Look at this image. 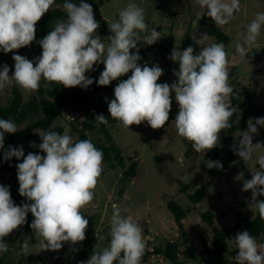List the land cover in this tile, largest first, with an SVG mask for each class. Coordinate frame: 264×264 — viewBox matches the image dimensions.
<instances>
[{
    "label": "clouds",
    "instance_id": "obj_1",
    "mask_svg": "<svg viewBox=\"0 0 264 264\" xmlns=\"http://www.w3.org/2000/svg\"><path fill=\"white\" fill-rule=\"evenodd\" d=\"M54 3L55 0H0V51L7 54L30 46L36 38L37 22ZM196 3L206 9V15L216 27L227 25L241 10L240 0H196ZM62 7L67 19L58 20L39 41L41 55L33 61L14 54L12 75H9V66H3L0 90L15 83L25 91L36 92L42 80L65 88L87 89L94 81L86 72L103 63L104 70L96 81L98 86H108L131 73L117 84L115 98L108 102L111 118L124 128L143 122L154 130L165 127L172 106L170 97L174 93L179 110L173 122L178 135L190 142L196 153H206L220 144V132L232 126L230 120L236 111L231 104L230 60L222 42L204 46L198 53L192 46L184 50L174 48L169 59L179 65L178 70H173L178 81L161 84L158 80L163 69L158 64L151 67L138 64L141 60L138 42L150 46L161 38L156 28L149 32L142 7L130 2L119 12L118 20L108 23L111 35L107 37V45L97 34L100 24L89 3L80 0L77 6L65 0ZM262 29L264 12H257L242 41L235 46L241 60L247 62L246 56ZM139 33H145L142 39ZM95 120L108 123L103 114H97ZM247 125L238 145L234 146L235 153L246 165L253 160L257 149L264 148L261 143L253 144V136L259 134L258 126L264 127V117L249 118ZM18 130L13 121L0 118V149L4 148L5 133L14 134ZM37 133L42 141L39 149L46 155L30 152L25 156L22 146H10L4 152L5 161L23 158L16 165L18 191L28 202L16 205L9 187L0 185V254L9 250L5 237L26 223L29 212L34 217L30 228L40 239V251H57L65 242L75 245L86 239L89 221L82 209L94 200L103 173V152L90 140H74L67 130L63 134ZM30 146L36 147V144L32 142ZM256 163L259 169L251 171V179H244L243 172L235 179L243 181L242 191H251L247 206L264 220V200L258 199L264 196V154L256 157ZM206 166L223 167L219 161L211 160ZM111 207L108 246L97 250V244L94 253L81 264H141L150 237L145 236L131 215H122L127 209L115 203ZM103 239L98 237L99 241ZM229 243L238 249L233 257L236 264H264V243H259L249 231L238 232ZM29 246L30 240L24 239L20 253H27Z\"/></svg>",
    "mask_w": 264,
    "mask_h": 264
},
{
    "label": "rangeland",
    "instance_id": "obj_2",
    "mask_svg": "<svg viewBox=\"0 0 264 264\" xmlns=\"http://www.w3.org/2000/svg\"><path fill=\"white\" fill-rule=\"evenodd\" d=\"M84 2L98 7L102 21L96 20L100 24L97 34L104 39L105 45L108 44L107 37L111 35L108 23L118 20L119 12L128 3L134 2L144 9L148 30L156 28L161 38L150 46L142 41L138 42V48H151L149 52H145L138 64L140 66L147 64L149 67L158 64L163 69V75L158 80L161 84L171 85L178 81L173 70H178L179 65L169 59L171 52H165L169 44L178 48L185 37L191 45L197 43L200 49L216 43L215 39L208 37L207 34L210 22L202 18L206 9L201 8L196 0H101V3L99 0H84ZM240 4L239 13L234 14V18L227 25L217 27L229 38V42L225 44L230 60L229 83L233 88L234 99H238L242 104H248V101L252 100L256 108L264 109V29L252 51L246 56L247 62L241 60L235 51L236 44L242 41L246 28L255 14L264 12V0H240ZM56 22H53L46 35ZM144 35L145 33H139L141 39ZM44 37L35 38L30 46L7 54L0 51V71L4 65H8L9 75L14 73L15 61L12 59L14 54L34 61L42 53L39 41ZM103 70V63L96 64L94 70L86 72V76L94 77L98 81ZM115 81L108 86H112ZM49 85V82L43 80L40 84L44 89ZM14 89L18 90L24 105L32 96L37 95L36 92L25 91L13 83L0 90V106L9 105ZM244 90L248 93H244ZM110 97V93L102 92L95 100L103 101ZM170 98L172 106L169 121L165 127L156 130L146 122L126 129L119 121L111 118L107 106L103 113L108 119L105 129L111 142L126 158V167L130 163L134 165L135 174L129 179L119 168L109 170L103 161V173L95 189L94 200L82 209V214L89 221L84 241L75 245L65 242L57 251H40V239L35 237L30 228L34 219L31 214L30 218L26 217L24 225L5 237L9 250L0 254V264H81L84 259L90 258L97 244H99L97 250L108 246L113 203L127 209L122 215H131L143 228L145 236L150 237L146 250L152 254L155 249L160 252L152 255L143 264H205L207 257L203 245L215 239L214 233L202 220L205 212L213 214L214 225L219 230L231 229L240 221L241 231H244L246 223L254 219L257 212L255 210L252 212L247 206V201L251 199V191H242L243 181H237L235 177L243 172L244 179H251V171L259 169L256 157L264 154V148L257 149L253 160L247 165L237 155L227 168L221 170L213 168L214 174L208 172L206 162L214 160L222 163L225 155L238 145L241 132L247 130L249 118L244 120L245 128L241 129L243 118L241 111L236 108L230 120L232 126L220 132V144L206 153H196L191 143L178 135L173 121L179 108L174 93ZM81 120L69 122L61 115L51 128H62L63 133L67 130L68 134L77 140ZM39 131L35 130L33 134L36 141L41 143L37 133ZM258 133L253 136V144L264 145V127L258 126ZM87 140L95 147L107 145L106 136L97 124L94 125L92 132L87 133ZM13 146H22L25 154L30 150L28 143L23 140L14 142ZM40 155L46 153L41 151ZM13 179L12 172L4 173L0 185L9 187L11 191ZM199 189L206 190L208 195L199 203L193 204L189 198ZM170 201L184 212L180 227L168 210L167 204ZM15 204L20 206L18 203ZM97 236H103L104 239L99 241ZM26 238L30 240L28 252L20 253L21 245ZM167 243L175 245L177 255L175 261L167 259L162 253ZM237 254L238 249L229 244L223 258L228 261L227 264H236L233 257Z\"/></svg>",
    "mask_w": 264,
    "mask_h": 264
},
{
    "label": "trees",
    "instance_id": "obj_3",
    "mask_svg": "<svg viewBox=\"0 0 264 264\" xmlns=\"http://www.w3.org/2000/svg\"><path fill=\"white\" fill-rule=\"evenodd\" d=\"M65 0H55V3L52 5L49 12H47L40 21L36 24V38L44 37L52 26L53 22L64 19L66 17L65 11L62 7ZM77 4L80 3V0H71ZM101 3V0H99ZM94 10V17L97 21L101 22L98 7L92 6ZM204 20H208L210 22L208 28V37L215 39L216 43L222 42L224 45L229 42V38L225 36V34L220 31L215 22L206 15V10L203 13ZM188 46H192L194 48V52H199V45L197 43H193L192 45L188 42L187 37L182 41L180 47L176 48L178 50H184ZM139 55L142 58L145 55V52H149L151 48H138ZM174 47L172 44H169L165 48V52H172ZM135 52L136 50H132ZM131 73H128L126 76H123L115 81L112 86H98L94 77H88L93 79V84H91L87 89H83L79 86L72 88H65L62 85H58L55 83H50L48 88H42L40 86L39 90L36 91L37 95L32 96L30 101L24 105L20 94L17 89L13 90V97L8 106L2 107L0 106V118L9 119L13 121L20 130H18L14 134L5 133V142L4 148L0 149V182L3 178V174L7 172H12L13 179V187L10 191L11 197L14 203H18L23 205L27 203L25 197L20 196L19 194V182L17 178V168L16 165L18 163L23 162V158L17 160L16 158H12L11 160H4V152L16 141H26L30 147L28 153L41 154V150L39 149V142L36 141L33 132L35 130L50 132L55 131L60 134L63 133L62 128H54V121L61 116L62 110L67 108L71 109L75 112L83 111L84 115L79 124L78 137L77 140L87 139V133L92 132L94 130V125L97 124L99 128L103 131L106 136L107 145H98L96 148L100 149L103 152V161L106 163V166L109 170H114L119 168L123 175L129 179L134 177V165L129 164L126 167L127 160L123 156L121 150L111 142L110 137L105 129L106 124H100L95 120V116L97 114H103L108 106V102L114 99V88L117 84L127 79ZM102 92H108L111 94V97L103 100L96 101L95 97L101 94ZM244 93H248L247 90H244ZM231 104L235 108L239 109L242 114V123L241 129H244V120L247 118H262L264 117V109H258L252 104V100L248 101V104H242L238 99H234L233 94L231 96ZM24 125L23 127H20ZM34 142L36 147H31L30 144ZM219 148V147H218ZM27 153V154H28ZM25 154V156L27 155ZM237 154L234 149L228 152L225 157L222 159V169L227 168L232 161L235 160ZM214 161V160H212ZM221 170V169H220ZM210 174H214V169H208ZM185 187V185H182ZM208 193L206 190L199 189L193 195L190 196V201L193 204L199 203L202 199L206 198ZM260 200H264V196L258 197ZM168 210L173 215L175 219V223L178 227H180V221L184 218V212L172 201L167 204ZM31 217V213L27 214V218ZM213 214L211 212H205L202 215L203 222L209 227V229L214 233L215 239L212 240L209 244L203 245V250L206 254L205 264H227L228 261L223 258L225 253L228 251L229 247V239L235 237V235L242 230L241 222L238 221L237 224L231 229L219 230L215 227L213 222ZM245 230L249 231L250 235L257 238L259 243H264V220L259 218V214L254 219L246 223ZM108 244L110 242V237L108 236ZM156 249L153 250V254L145 251V254L142 258L141 264L145 263L148 258H150L154 254H158ZM167 259H171L175 261L177 259L175 245L171 243H167L166 249L162 252ZM87 259H84L83 262H86Z\"/></svg>",
    "mask_w": 264,
    "mask_h": 264
},
{
    "label": "built area",
    "instance_id": "obj_4",
    "mask_svg": "<svg viewBox=\"0 0 264 264\" xmlns=\"http://www.w3.org/2000/svg\"><path fill=\"white\" fill-rule=\"evenodd\" d=\"M151 31V29L149 30V32ZM158 31V30H157ZM62 117H64L67 121L69 122H75L79 119H82L84 112L80 111V112H75L71 109H63L62 113H61Z\"/></svg>",
    "mask_w": 264,
    "mask_h": 264
},
{
    "label": "crops",
    "instance_id": "obj_5",
    "mask_svg": "<svg viewBox=\"0 0 264 264\" xmlns=\"http://www.w3.org/2000/svg\"><path fill=\"white\" fill-rule=\"evenodd\" d=\"M150 61V60H149Z\"/></svg>",
    "mask_w": 264,
    "mask_h": 264
}]
</instances>
